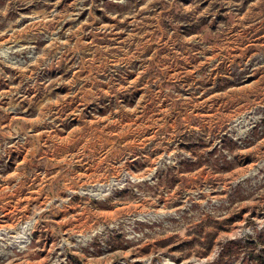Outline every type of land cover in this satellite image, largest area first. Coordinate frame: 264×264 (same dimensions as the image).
Masks as SVG:
<instances>
[{
	"label": "rangeland",
	"instance_id": "obj_1",
	"mask_svg": "<svg viewBox=\"0 0 264 264\" xmlns=\"http://www.w3.org/2000/svg\"><path fill=\"white\" fill-rule=\"evenodd\" d=\"M0 264H264V0H0Z\"/></svg>",
	"mask_w": 264,
	"mask_h": 264
}]
</instances>
